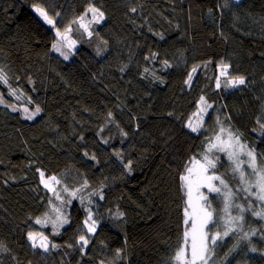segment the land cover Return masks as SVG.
Listing matches in <instances>:
<instances>
[{
	"label": "trees",
	"instance_id": "16d2710c",
	"mask_svg": "<svg viewBox=\"0 0 264 264\" xmlns=\"http://www.w3.org/2000/svg\"><path fill=\"white\" fill-rule=\"evenodd\" d=\"M0 69V264H144L132 0H0ZM51 208L62 230L37 226Z\"/></svg>",
	"mask_w": 264,
	"mask_h": 264
},
{
	"label": "snow or ice",
	"instance_id": "6c2138e0",
	"mask_svg": "<svg viewBox=\"0 0 264 264\" xmlns=\"http://www.w3.org/2000/svg\"><path fill=\"white\" fill-rule=\"evenodd\" d=\"M239 2V0H237ZM45 20L48 24H53V20L49 18L47 12L44 9L36 8L35 9ZM95 16H98L99 20L104 19V13L99 11L95 7L89 9ZM133 12L136 10L133 8ZM83 19V18H81ZM60 32H57V36H60ZM53 49L56 51H60V48L57 44H53ZM61 55H64V58L67 59V55L61 52ZM166 66H167V62ZM228 65L223 64L221 69V75L226 74ZM196 69H193V73ZM192 79V74H189V80L186 83H190ZM0 83L7 84L8 77L7 74L4 72L3 69H0ZM228 83L232 87H236L237 85H244L246 83L245 78L239 77L234 80H229ZM217 87H220L219 80H217ZM0 102L2 98H0ZM201 105H205L206 107H211V105H207L204 97H201L200 100ZM13 111H17L15 106H12ZM204 109L201 108V111ZM27 112V109H24ZM40 108L37 107L35 113L29 114L25 116V119H33L34 115L39 114ZM111 113H109V118L111 119ZM199 116V113H197ZM191 131L197 132L198 128L194 127L192 122L190 121L187 125ZM261 129H264V122L260 123ZM215 140V143H212V140ZM211 147L208 149V152L219 151L226 154L227 159L229 162L234 165L233 171L239 174V179L241 185L243 186L240 189H237V192L243 191L247 194L249 200L248 207L245 208L239 203H235L236 193L230 188L229 183L226 179L220 175H216L215 172L210 174V170H214L217 167V163L220 159L218 156H209L206 153L203 157L202 161H195L196 164L200 166V171L196 174L195 186L196 191L198 193L199 199L197 202H193L192 192H193V181H192V174L193 168L188 167L186 169L187 175L182 176L181 180L185 182L184 187L187 189V196H188V203L185 210V224H188L191 221V229L190 231H185L184 233V245L185 247H181V249L176 253L175 260L177 264H209V261L212 258L214 247L219 240L221 239V233L218 231L215 234H210L212 227L218 223L217 214L215 209L212 207L211 199L208 195H204L203 193L199 192L201 187H205L208 190V193H215L216 196L212 197V199H222L223 208L222 211L224 213V231L223 235L227 236L229 232H234L235 228L232 227L233 224L239 225L241 222L244 221L243 213L245 211H250L254 216L260 219H264V167L258 165L257 163V154L254 149H249L246 144L241 141L239 135L234 134L233 132L225 129L223 126L219 129V131L215 134L213 138H210ZM241 156H246L248 159L244 161L241 159ZM244 163L248 164V167L251 168L250 176L254 177V179H249V176L245 174V171L242 169V165ZM41 177H44V173L41 172ZM55 180V178H52ZM58 182V181H57ZM218 182V183H216ZM45 187H48L47 182H45ZM255 189V191H253ZM259 202L258 204L253 205L252 201ZM235 208L238 210L237 215L232 214V209ZM259 208L260 210L257 211L256 209ZM189 209H191V214L189 213ZM91 212H89L88 218L85 221L88 224L89 221H92ZM37 223H42L41 220H37ZM67 219H61L59 216L57 220L53 222V228H56L57 223L61 225L67 223ZM46 223V221H44ZM211 226V227H210ZM207 229V231H206ZM89 232L95 231V224L93 223L88 228ZM29 241L32 242V247L36 248L39 246L40 248L44 249L47 252L48 245L43 242L47 238L44 237L41 242H37L36 235L32 232L28 234ZM89 240L85 238V235H81L79 238L78 243L81 245V251L83 252L84 247L87 246ZM190 246L191 249V259L187 260L185 253L187 247ZM2 247V246H0ZM53 248L56 245H52ZM6 250V249H5ZM255 251V249H253Z\"/></svg>",
	"mask_w": 264,
	"mask_h": 264
},
{
	"label": "rangeland",
	"instance_id": "374dc122",
	"mask_svg": "<svg viewBox=\"0 0 264 264\" xmlns=\"http://www.w3.org/2000/svg\"><path fill=\"white\" fill-rule=\"evenodd\" d=\"M36 13L40 16V18H42L43 19V17L36 11ZM91 17H92V20L95 22V21H97L98 19H99V17L98 16H95L94 17V15H93V13L91 14ZM44 20V19H43ZM45 21V20H44ZM99 22H100V20H99ZM55 38H56V40L60 43V44H62V48L64 49H66L68 52H72V51H74V49H75V43H73L72 42V40L69 38V36H68V34H63V35H60V36H57V34L55 35ZM57 52H59V53H61V51H57ZM40 181H41V183H42V186H43V188L49 193V192H53V191H55L56 189H57V187H58V185H59V182H57L58 180L57 179H55V180H53L52 179V177H45V175H44V177L42 178L41 177V174H40ZM45 182H47V184H48V187H45ZM55 208H51L50 210H53V211H51L50 212V214H48V216H44V217H42L40 220L42 221V223H37V226H39L42 230L43 229H45L46 228V226H47V222H48V224H50V225H53V222L54 221H56L57 220V217L59 216L62 220H63V217L62 216H60V214H58L55 210H54ZM93 217H95V216H93ZM96 220H97V217H96ZM44 221H46V223H44ZM67 223H64V224H60V223H57V226H56V228L55 229H57V230H62V228H64V226L66 227L67 225H66ZM44 237H40L39 235H36V239H37V242H38V245H39V242H41V240L43 239ZM43 242H45L46 243V241H43ZM39 247V246H38Z\"/></svg>",
	"mask_w": 264,
	"mask_h": 264
}]
</instances>
